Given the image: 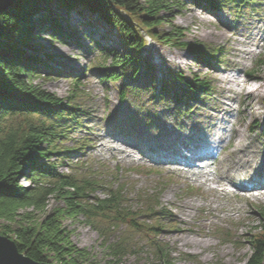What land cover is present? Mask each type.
<instances>
[{
  "label": "rangeland",
  "instance_id": "obj_1",
  "mask_svg": "<svg viewBox=\"0 0 264 264\" xmlns=\"http://www.w3.org/2000/svg\"><path fill=\"white\" fill-rule=\"evenodd\" d=\"M257 1L259 10L244 9L239 17L227 9L212 13L185 0L173 6L166 14L170 23L158 30L182 27L187 40L222 48L216 57L223 61L210 65L188 50L148 39L142 54L156 67V91L142 89L138 96L130 95L125 101L119 95V86L127 81L125 78L103 81L90 69L98 61L110 64L115 50L125 52L117 31L105 24H101L102 29L100 22L91 26L90 15L81 16L84 11L75 9L67 14L56 2L44 3L52 11L50 16L60 22L59 35L39 28L27 49L28 55L49 60L54 67L50 73L49 70L37 73L33 77L35 84L66 98L74 89L72 80L79 79L81 83L75 104L84 118V127L71 130L62 146L71 149L83 136L89 142L82 154L49 157V162L55 163V171L70 173V168L79 162L104 175L105 181L109 179L108 168L116 170V181L127 184L131 203L135 202V193L142 189H162L164 229L155 240L171 250L173 264H244L252 250L251 237L260 225L259 208L264 207V0ZM255 27L260 32L252 35ZM103 32L107 34L101 43H105L106 49L101 52L95 41ZM173 71H180L190 79L200 75L213 81L209 96L199 95V101L180 105L187 112L182 115L180 106L173 101L157 102L153 98L162 80ZM232 78L236 80L231 81ZM244 81L248 86L243 91L239 87ZM128 85L144 88L147 83L141 78ZM119 127L127 132L118 131ZM161 148L169 152L164 154ZM204 150L212 153L211 159L204 158L200 163L213 179L206 182L203 167L194 162ZM172 151L186 161L167 159L172 157ZM234 159L246 170V173L234 171V181L244 186L240 189L224 181L228 175H234L230 170ZM190 161L192 164H187ZM252 179L263 183L257 189L246 190ZM20 184L34 187L23 177ZM96 195L104 197L101 190ZM47 204L45 213L37 211L34 216L41 219L63 202L50 197ZM63 225L71 232L74 244L89 254L83 264H112L115 260L106 242L117 241L124 233L123 226L111 230L110 237H104L82 216L64 218ZM183 235L201 241L202 245H180L177 237ZM146 241L135 235L131 241L134 248L121 258V264H153Z\"/></svg>",
  "mask_w": 264,
  "mask_h": 264
},
{
  "label": "trees",
  "instance_id": "obj_2",
  "mask_svg": "<svg viewBox=\"0 0 264 264\" xmlns=\"http://www.w3.org/2000/svg\"><path fill=\"white\" fill-rule=\"evenodd\" d=\"M181 1L17 0L0 13V221L4 222L0 224V234L15 240L20 251L32 259L52 264L85 263L89 254L74 244L71 232L63 225L64 218L82 216L104 237H110L111 230L124 227L117 241L106 242V248L115 259L110 263L121 264V258L134 248L132 239L138 235L147 240L153 264H173L171 250L155 240L158 232L164 229L161 224L165 213L160 201L162 189H142L135 193V202L131 203L127 184L116 181V170L108 168L106 176L109 179L105 181L104 175L79 162L70 168V173L55 171V163L49 162V157L82 154L89 142V138L83 136L71 149L62 146L71 130L84 127V118L75 104L81 83L79 79L72 80L75 86L66 98L35 84L33 77L37 73L47 70L50 73L54 67L49 60L28 55L27 49L39 28L59 35L60 22L50 16L52 11L46 9L44 3L56 2L67 14L75 9L82 10L85 12L82 17L90 15L89 24L100 22V26L105 24L116 30L121 48L125 50L123 54L115 50L110 64L98 61L90 69L103 81L127 80L119 86L121 101L130 95L138 96L142 89L155 93L156 67L142 54L148 39L188 50L210 65L221 63L223 59L216 57L222 48H209L187 40V32L182 27L158 30L170 23L166 14ZM185 1L212 13L227 9L237 17L244 9H254L257 4V0ZM104 33L98 34L99 39L95 41L101 52L106 49L105 43H101L107 34ZM141 78L145 79L146 87L128 85ZM212 89L213 81L208 77L194 75L190 79L180 71H173L162 80L153 98L157 102L171 100L178 106H186L191 101H199V95L209 96ZM180 109V115L187 113L183 107ZM125 130L119 127L118 131L124 133ZM22 177L29 179L34 187L21 186ZM100 190L104 197L96 195ZM50 197L63 205L38 219L34 212L45 213ZM259 215L260 225L251 237L252 250L244 264H264V207L259 208Z\"/></svg>",
  "mask_w": 264,
  "mask_h": 264
},
{
  "label": "bare ground",
  "instance_id": "obj_3",
  "mask_svg": "<svg viewBox=\"0 0 264 264\" xmlns=\"http://www.w3.org/2000/svg\"><path fill=\"white\" fill-rule=\"evenodd\" d=\"M260 32V29L259 28H254V32H252V35L253 34H257V33H259ZM264 36V35H263ZM234 80H236L235 78H232L231 79V81H234ZM241 84V86L239 87V89L240 90H245L244 89V86H245V84H246V82L244 81V82H241L240 83ZM237 85H238V83H237ZM248 86V85H247ZM247 86H245V88L247 87ZM210 131L212 132V129L210 128ZM161 150V152H163L164 154H165V151H167L165 148H161L160 149ZM167 152H169V151H167ZM177 151H172V153H171V156L172 157H169V158H167V159H170V160H176V161H186V159L184 158V157H180L179 155H178V152L176 153ZM209 152H211L210 150H204V154L203 155H205L206 156V158H208V159H211L212 157H211V154H209ZM198 154V153H197ZM196 154V155H197ZM165 157V156H164ZM166 158V157H165ZM205 169L206 168H204V169H201V171H203V177H205V182L206 181H210V180H213V179H211L210 177H208V175H207V172L205 171ZM233 169V170H232ZM230 170L231 171H238V170H240V171H242L243 173H246V170L244 169V165L242 164V165H240L239 166V161L237 162L235 159L233 160V162H232V164L230 165ZM235 176H236V174H235V172H234V175L233 176H230V175H228L225 179H224V181H228V183H233V185H236V186H238V188L240 189V188H243L244 186L242 185V184H238V180L236 181H234V179H235ZM217 181H219V180H217ZM221 181H222V179H221ZM221 181H219V182H221ZM252 183L251 184H249L248 186H247V189L248 190H254V189H257L260 185H262V181L261 180H259V179H256L255 181L256 182H254V180L252 179V180H250ZM215 191L216 192H219V189L218 188H215ZM177 241H179L180 242V245H186V244H192V245H194V246H201L202 245V242L201 241H198V240H196V239H194V238H192V237H189V236H186V235H183V236H178L177 237Z\"/></svg>",
  "mask_w": 264,
  "mask_h": 264
},
{
  "label": "water",
  "instance_id": "obj_4",
  "mask_svg": "<svg viewBox=\"0 0 264 264\" xmlns=\"http://www.w3.org/2000/svg\"><path fill=\"white\" fill-rule=\"evenodd\" d=\"M17 0H0V13L5 12ZM0 264H52L32 259L21 252L15 240L0 234Z\"/></svg>",
  "mask_w": 264,
  "mask_h": 264
}]
</instances>
